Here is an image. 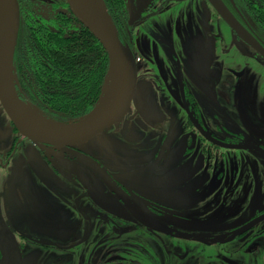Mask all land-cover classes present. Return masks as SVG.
Wrapping results in <instances>:
<instances>
[{
	"label": "rangeland",
	"instance_id": "1",
	"mask_svg": "<svg viewBox=\"0 0 264 264\" xmlns=\"http://www.w3.org/2000/svg\"><path fill=\"white\" fill-rule=\"evenodd\" d=\"M148 1L150 0L132 2L134 8L144 9ZM160 3L161 0H153L150 2V7H156ZM208 9L205 0H184L176 4L169 1L155 10L148 9L147 12L151 16L134 26V39L138 51L136 53L140 57L159 55L160 60L169 70H166L165 75L170 78L167 79L170 91L176 92L178 84L176 73L181 70L182 80L189 88H193H190L191 90H195L194 93L199 96V100H202L204 108L212 106L210 113L214 112L219 120L230 117L227 120L230 124L226 128L229 132L241 134L240 144H259L256 137L259 132L258 115L260 111L264 113V63H260L258 59L253 61L243 58L233 50L228 54L218 51L212 57L213 74L198 77L200 81L194 76L190 60L193 44L213 32L220 33L224 38L229 35L226 25L221 20L210 17L207 14ZM104 20L108 22V15ZM162 52L164 53L161 54ZM165 55L168 60H171V55L178 57L181 69H178L177 65L169 66ZM146 64L147 67H153V62L151 64L148 61ZM137 67L143 70L145 65L139 64ZM155 68L158 70V67ZM228 69H234L242 75L234 77L227 72ZM210 91H213V96L208 95ZM225 105L226 107H223ZM227 108L240 115L239 123L235 114L225 115ZM174 109L176 110L175 107ZM83 120L80 118L69 125L73 127ZM128 124L129 121L125 117L115 124L109 137L120 138L125 143L127 140L132 141L135 135H132L131 129H127ZM110 130L106 132L107 135ZM128 132H130L129 136ZM166 133H168L167 138L161 145L162 150L158 160L155 157L150 161L153 184V194H150V197L154 202L169 207L178 216L186 217L188 222L177 221L170 217H163L162 220L151 213L149 215L151 220L141 218L139 214L144 213L145 210L137 209L135 212L119 200L116 202L109 199L105 194L104 185L94 174L87 171L85 192H89V195L92 193V197L106 206L111 214L120 216L122 220L119 228L123 238L115 244L109 243L99 239L102 233L100 230L97 232L92 228L89 231L91 224L93 227L100 223V213L96 207L89 204V196L85 195V206L79 196H74L71 201L72 208L67 215H56L54 216L56 220L50 223H38L44 233L36 231L35 235L51 248L26 246L23 250V264H117L115 256L129 251H138V255L142 257V264H221L224 257L221 251L224 250L228 254L233 253V257L229 260L241 264L242 254L234 253L233 250L245 241V237L222 245V249L215 245H204L200 241L211 237H225L222 233L243 223L248 217L256 214L258 209L264 207V158L252 149H228L218 169L222 174L213 182L211 172L203 169V160L199 153L194 154L192 151L186 155L181 153L182 140L186 135L183 134L178 121L177 125L168 129ZM105 138V135L99 134L82 144V147L86 153L100 161H104L108 155L121 154L120 150L113 146L109 149L100 147L101 142L105 143ZM127 146L131 150L130 154L136 155L135 169L140 171L141 164L145 161L143 157L145 154L141 155L144 147L131 148L129 143ZM188 149L192 147L189 145ZM245 170L249 174L245 173L244 177L237 176ZM224 192H233L236 197L241 195L237 203H233L230 197H227L225 208L227 211H221ZM44 193L47 194L45 207L64 206L65 202L57 196L49 194V191ZM228 210H231V213ZM41 214L45 215V213ZM84 215L85 226L83 222L80 223ZM62 217L64 219H61ZM138 223H142L144 227L137 229L135 225ZM261 226H264V221ZM89 232L91 235L88 237ZM96 233H98L95 236L97 238L91 239ZM56 235L63 238L58 239ZM263 241L264 235L254 236L246 247L254 248Z\"/></svg>",
	"mask_w": 264,
	"mask_h": 264
},
{
	"label": "flooded vegetation",
	"instance_id": "2",
	"mask_svg": "<svg viewBox=\"0 0 264 264\" xmlns=\"http://www.w3.org/2000/svg\"><path fill=\"white\" fill-rule=\"evenodd\" d=\"M17 1L19 4L26 0ZM28 1L46 6L56 5L59 12L69 10L66 0ZM132 1L127 0L128 18L129 23L132 25V38L125 43V46L135 59L137 80L132 101L123 119L127 117L129 121L127 129L133 131L132 135H135V138L132 141L127 140L126 143L124 140H120V138H110L109 136L115 125L100 133L106 136L105 143L101 142L100 147L109 149V147L113 146L120 150L121 154L116 156L108 155V158L100 161L93 155L85 152L82 147L84 143L71 147H59L32 141L17 131L0 103V264L2 254L7 257V253L10 251L7 237L13 238L16 242L22 264L23 250L26 246L34 245L51 248L49 245L42 243V239L38 235H35L36 231L42 232L38 223H50L56 220L54 217L56 215H67L72 208L71 201L74 196H79L84 206L85 195L89 196V204L96 207L100 213V223L93 227L91 224L89 231L92 228L96 229L97 232L100 230L102 233H100L99 239L101 241H108L109 243L115 244L123 238L119 228V223L122 220L120 216L118 214H111V211L106 206L92 197V193L89 195V192H85V172L87 171L94 174L104 185L105 194L109 199H113L116 202L119 200L128 209L131 208L130 210H134L135 212L137 209L140 211L142 209L145 210L144 213L141 212L139 214L141 218L145 217L146 220H151L149 217L151 213L160 219L170 217L177 221L188 222L186 217L178 216L169 207L154 202L150 197V194H153L152 177L150 174L152 169L151 158L156 157L158 160L162 150L161 145L167 138L168 133L166 131L176 126L177 121L183 134L186 135H183L181 153L183 155L191 151L194 154L199 153L203 160V169L206 172H211L213 182L221 176L222 172L218 170L221 165L220 163H222L221 161L225 157L226 150L235 149L232 146L252 149L264 158V113L260 111L258 115L259 132L256 139L259 140V144L242 145L240 144L241 134L229 132L226 128L230 124L227 121L230 118L227 116L228 113L236 115L231 108L226 109L227 113L225 115L227 117L224 120H219L214 112L210 113L212 106L204 108L202 100H199V96L195 95V90H191L193 88L190 87V89L187 83L182 80L181 70L176 71V76L178 77L176 92L170 91V84L168 82L170 78L165 75L166 70H169L162 63L159 55H148L147 57L137 55V46L134 39V26L136 23L142 22L151 16L147 12L148 9L155 10L169 1L176 4L184 0H161L160 4L152 8L150 7V2L153 0H150L146 2L144 8L147 9L146 11L141 8H134ZM219 1L251 35L252 19L255 16H259L257 11L260 8L262 0ZM205 2L209 8V13L207 11V14L210 17L213 16L215 20H221L208 2L206 0ZM70 14L72 13L70 12ZM226 27L229 32L227 38H224L220 33L213 32L205 35L201 41L193 44V50L190 51V60L195 73L194 76L198 80V77L202 78L213 74L212 57L218 51L228 54L233 50L243 58L252 59L253 61L258 59L259 62L261 61L260 63H264V59L252 47L237 38L227 25ZM259 45L264 49L260 43ZM165 59L169 66L177 65L176 67L181 69V62L178 57L171 55V60H168V57L165 55ZM148 61L151 64L153 62V67H147L146 63ZM139 64L145 65L143 70L138 69L137 66ZM155 67H158V70ZM227 72L234 77L242 75V73H237L234 69H228ZM208 95L213 96V91H210ZM24 103L29 105L27 102ZM223 107H226V105ZM239 118L240 115H236L237 123H239ZM251 125L256 126L254 124ZM109 130L110 133L107 135L106 132ZM129 133H127L128 136ZM128 143L131 144V148L142 149L144 147L141 155L145 154L143 156L145 161L142 162L140 171L135 169L137 158L136 155L130 154L131 150L127 146ZM189 145L192 149H188ZM243 172H240L237 176L242 175L244 177L246 174H249L246 170ZM137 174L140 175L135 176ZM44 191H49V194L60 198L62 202H65L64 206L54 207V205H51L52 207H45L47 194ZM232 193L224 192L225 197L221 205V211H227L225 209L226 202L228 201L227 197H230V201L233 203H237L238 199L241 198V195L236 197ZM261 210L262 212L260 213ZM228 212L231 213V210H228ZM41 213H45V215L43 216ZM83 213L85 214V211ZM263 215L264 207L262 206V208L256 211V214L250 216V218L248 217L243 223L233 226L228 231L229 233L227 231L222 233L225 234V237H211L200 242L208 246L215 245L222 249V245L224 246L228 242L245 237V241L237 249L233 250L234 253L239 252L242 254L240 263L264 264V241L254 248L246 247L247 243L254 236L259 237L264 235V226H261L264 220L253 225L242 235L233 237V234L240 228ZM61 219H64V217ZM125 220L127 221V219ZM81 222L85 226V215L80 220ZM135 227L139 229L144 227V225L138 223ZM139 231L143 232L142 230ZM146 231L148 230L146 229ZM6 232L11 236L5 234ZM62 233H60V236H62ZM149 233L151 232L149 231ZM97 234L92 235L93 238L91 239L97 238L95 237ZM90 235L89 232L88 237ZM81 237H85V235H81ZM56 238L62 239L63 237L56 235ZM137 252L119 253V255L115 256L117 264H142V257ZM221 252L222 255L224 254V257L220 254L223 257L220 262L221 264H237L229 260L230 257H233V253L228 254L226 250Z\"/></svg>",
	"mask_w": 264,
	"mask_h": 264
},
{
	"label": "trees",
	"instance_id": "3",
	"mask_svg": "<svg viewBox=\"0 0 264 264\" xmlns=\"http://www.w3.org/2000/svg\"><path fill=\"white\" fill-rule=\"evenodd\" d=\"M102 2L110 28L125 45L132 38L127 0ZM49 6L28 0L19 3L13 84L21 101L46 119L68 125L89 114L98 102L108 58L69 10L59 12L56 5ZM257 13L250 32L264 47V0Z\"/></svg>",
	"mask_w": 264,
	"mask_h": 264
},
{
	"label": "water",
	"instance_id": "4",
	"mask_svg": "<svg viewBox=\"0 0 264 264\" xmlns=\"http://www.w3.org/2000/svg\"><path fill=\"white\" fill-rule=\"evenodd\" d=\"M206 1L237 38L252 47L264 59V49L225 9L223 4L219 0ZM66 3L72 15L105 50L108 58V72L104 83L109 79L115 85L112 112L104 118H99L76 129H69V124L62 125L46 119L18 98L13 84V55L19 26V4L17 0H0V103L22 136L38 143L59 147H71L85 143L119 123L132 101L137 80L135 59L128 48L118 40L108 22L95 18L80 0H66ZM102 99L103 91L101 90V96L92 111ZM21 111L29 112L51 125L28 119ZM232 148L244 149L246 147L232 146ZM262 220H264V215L240 228L233 234V237L242 235ZM5 234L10 235L8 232ZM7 241H9L10 251L7 257L2 254L1 264H22L16 242L11 237H7Z\"/></svg>",
	"mask_w": 264,
	"mask_h": 264
},
{
	"label": "bare ground",
	"instance_id": "5",
	"mask_svg": "<svg viewBox=\"0 0 264 264\" xmlns=\"http://www.w3.org/2000/svg\"><path fill=\"white\" fill-rule=\"evenodd\" d=\"M81 3L97 18L98 20H104L107 17L105 7L103 6L101 0H80ZM103 99L99 102L96 108L88 115L83 117L84 119L82 122L76 123L73 127H69V129H76L83 125H86L90 122H93L99 118H104L108 116L113 109L114 106V93H115V85L113 81L107 79L103 86ZM22 114L33 121L40 122L41 124L50 126L49 122H45L40 120L38 117L34 116L33 114L21 111Z\"/></svg>",
	"mask_w": 264,
	"mask_h": 264
}]
</instances>
